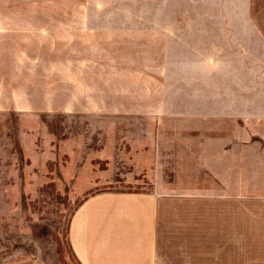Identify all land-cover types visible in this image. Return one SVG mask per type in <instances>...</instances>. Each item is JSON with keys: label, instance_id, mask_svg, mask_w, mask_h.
<instances>
[{"label": "rangeland", "instance_id": "374dc122", "mask_svg": "<svg viewBox=\"0 0 264 264\" xmlns=\"http://www.w3.org/2000/svg\"><path fill=\"white\" fill-rule=\"evenodd\" d=\"M0 19V264H78L70 215L146 188L142 137L264 132V0H0Z\"/></svg>", "mask_w": 264, "mask_h": 264}, {"label": "crops", "instance_id": "0c3cea01", "mask_svg": "<svg viewBox=\"0 0 264 264\" xmlns=\"http://www.w3.org/2000/svg\"><path fill=\"white\" fill-rule=\"evenodd\" d=\"M180 125L134 147L142 167L127 178L146 188L97 192L72 212L78 264H264V132L221 141Z\"/></svg>", "mask_w": 264, "mask_h": 264}]
</instances>
